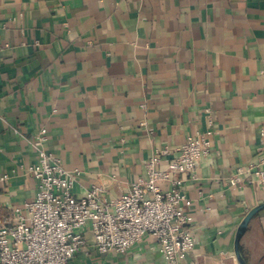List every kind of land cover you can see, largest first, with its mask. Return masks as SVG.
<instances>
[{
	"label": "crops",
	"instance_id": "0c3cea01",
	"mask_svg": "<svg viewBox=\"0 0 264 264\" xmlns=\"http://www.w3.org/2000/svg\"><path fill=\"white\" fill-rule=\"evenodd\" d=\"M210 126L211 153L184 187L198 242L182 264H240V226L264 203L253 175L230 183L264 158V0H0V227L37 193L43 127L45 148L81 171L76 195L98 185L113 200L155 152ZM84 235L68 264H166L150 235L124 254ZM239 249L264 264V209Z\"/></svg>",
	"mask_w": 264,
	"mask_h": 264
},
{
	"label": "built area",
	"instance_id": "2783aa9c",
	"mask_svg": "<svg viewBox=\"0 0 264 264\" xmlns=\"http://www.w3.org/2000/svg\"><path fill=\"white\" fill-rule=\"evenodd\" d=\"M210 124L212 120L210 119ZM47 128H41L35 145L38 159L29 169L38 183L34 199L15 209L16 222L0 227V264H68L86 246L85 231L93 235V248L101 253H126L144 236L156 240L166 264H182L197 246L184 206L191 200L184 191L211 153L210 126L188 134L175 150L161 149L146 164V177L132 183L131 191L104 199L95 185L78 197L74 191L81 171L70 170L44 146ZM170 155L163 167L161 159ZM253 175L264 190V158L240 168L230 178L236 184Z\"/></svg>",
	"mask_w": 264,
	"mask_h": 264
},
{
	"label": "water",
	"instance_id": "95a60500",
	"mask_svg": "<svg viewBox=\"0 0 264 264\" xmlns=\"http://www.w3.org/2000/svg\"><path fill=\"white\" fill-rule=\"evenodd\" d=\"M262 209H264V203L254 207L253 209H251L248 214L246 215V217L244 218L240 229H239V237L244 233V231L246 230L249 221L258 213L260 212ZM239 237L237 239V247H236V256L238 258V261L240 262V264H246L245 260L243 259L240 249H239Z\"/></svg>",
	"mask_w": 264,
	"mask_h": 264
}]
</instances>
